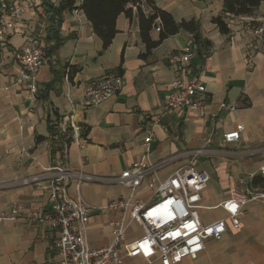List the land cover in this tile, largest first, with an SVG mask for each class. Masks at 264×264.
<instances>
[{
	"label": "crops",
	"instance_id": "0c3cea01",
	"mask_svg": "<svg viewBox=\"0 0 264 264\" xmlns=\"http://www.w3.org/2000/svg\"><path fill=\"white\" fill-rule=\"evenodd\" d=\"M151 1L177 22L200 21L211 47L196 48L192 35L181 31L143 57L147 48L134 7L131 19L124 13L118 17V32L104 50L82 11L79 17L75 10L65 11L60 21L48 5H57L59 0L33 4L31 0H15V5L22 7L21 15L16 28L0 43V213L22 205L31 212L48 214V181L24 184L22 180L59 167L118 176L143 157L149 129L153 132V161L184 155L162 168L161 176L186 165L191 158L188 151L207 149L195 161L196 167L210 176L200 208L204 223L226 216L221 203L233 189L246 195L264 194V188L251 186L255 176L264 175V41L253 36L255 20L264 13V1L254 16L241 17L225 14L224 0ZM81 2L77 0V5ZM217 16L227 23L228 33L212 21ZM55 31L63 43L39 69L38 93L32 95L26 85L17 82L20 64L16 54L33 38L47 39ZM151 35L157 39L159 31L153 29ZM188 45L195 47L188 72L206 87L204 117L195 111H166L170 84L177 75L169 59ZM250 53L255 59L248 66ZM67 64L75 70L72 79L66 72L62 75ZM110 73L122 76V90L100 105L81 107L78 101L84 89ZM223 102L235 108L220 109ZM65 119L80 126L79 143L72 138L68 141L70 132L57 129ZM238 124L244 125L240 140L226 143L224 134ZM50 126H56V136ZM68 194L73 199L79 197L74 182L69 184ZM129 194L128 188L117 183L86 182L81 189L82 198L95 207ZM139 197L147 200L150 191H142ZM243 212L239 229L229 224L221 240H208L196 259H186L183 264H264V197L250 199ZM122 216V211L93 210L87 228L90 245L108 246L113 240L109 222ZM143 234L141 226L134 223L127 239ZM58 237V230L38 222L33 215L5 219L0 222V264H58ZM123 264L149 263L137 257L126 258Z\"/></svg>",
	"mask_w": 264,
	"mask_h": 264
},
{
	"label": "built area",
	"instance_id": "2783aa9c",
	"mask_svg": "<svg viewBox=\"0 0 264 264\" xmlns=\"http://www.w3.org/2000/svg\"><path fill=\"white\" fill-rule=\"evenodd\" d=\"M38 0H31L35 3ZM21 6L15 0H0V43L6 35L16 28L21 15ZM79 17V10H75ZM253 36L264 41V13L256 20ZM158 31L159 27L156 28ZM46 39L38 36L16 54L20 64L17 82L26 85L32 95L38 93L37 73L47 62ZM194 47L186 46L179 55L170 57V62L177 71L170 84V94L166 111H195L201 117L206 114L207 102L204 99L206 87L197 77L188 72V63L194 56ZM255 55L247 58L251 66ZM69 72V68H67ZM68 77V75L66 74ZM123 78L118 73H110L96 80L84 89L83 97L78 104L83 108L100 105L118 94L123 88ZM75 105V101L70 99ZM220 109H234L235 106L220 103ZM167 113V112H166ZM70 124L63 120L57 129L61 133L70 132L71 138L80 142V126L72 119ZM244 125L238 124L235 129L224 134V141H239ZM153 132L146 131L144 138L145 153L143 157L124 169L116 177L91 175L83 171L68 168H57L52 172L34 175L22 180L24 184L46 179L50 197L49 213L31 212L22 205L12 206L9 212L0 213V222L5 219H16L33 215L34 218L59 231L55 247L59 257L58 264H123L126 258L140 257L152 264H183L186 259H196L206 247L208 240H221L229 224L239 229L242 222L243 207L252 198L264 197V194L249 195L233 189L228 199L221 203L226 216L210 223H204L200 215L203 192L208 187L210 176L205 170L198 169L196 159L207 152L206 148L188 151L190 161L171 173L161 176L159 171L177 160L183 154H177L160 161L150 158ZM264 174V165L261 167ZM74 182L79 197L73 199L68 194V186ZM86 182L117 183L130 190L129 197L110 200L107 204L95 207L81 196V189ZM144 190L150 191V197L143 200L139 197ZM122 211L123 216L111 219L113 240L105 247L95 248L90 245L87 228L92 211ZM141 226L144 234L133 240L127 239L132 225Z\"/></svg>",
	"mask_w": 264,
	"mask_h": 264
},
{
	"label": "trees",
	"instance_id": "16d2710c",
	"mask_svg": "<svg viewBox=\"0 0 264 264\" xmlns=\"http://www.w3.org/2000/svg\"><path fill=\"white\" fill-rule=\"evenodd\" d=\"M264 0H224V13L234 17L254 16L257 8ZM52 11L62 20L65 11L72 12L79 10L84 13L91 22L95 34L102 40L103 49H107L113 42L118 29L117 19L121 14L128 18L133 16V8H137L139 18V28L142 41L146 44L147 52L143 54L146 57L154 48L158 47L165 39L181 31L189 32L192 35V43L198 47H211V42L202 34L201 22L196 19L182 20L177 22L171 13L155 5L151 0H82L81 5H77V0H59L57 5L48 3ZM149 9V11H146ZM212 21L219 27L221 32L228 33L229 27L222 16H217ZM59 23V20H58ZM157 27L159 37L154 39L151 35L153 29ZM47 46L45 53L49 56L62 43L63 39L55 31L51 36H47ZM193 45V47H194ZM195 48V47H194ZM69 68V72L66 69ZM68 75L73 78L75 70L69 64L65 66L62 75ZM59 74V72H57ZM53 136L57 135L56 126H50ZM71 141V137L68 138ZM251 186L264 188V175L255 176L251 181Z\"/></svg>",
	"mask_w": 264,
	"mask_h": 264
}]
</instances>
